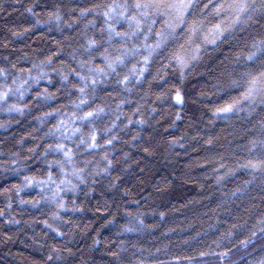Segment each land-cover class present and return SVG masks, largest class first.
Instances as JSON below:
<instances>
[{
	"label": "clouds",
	"instance_id": "clouds-1",
	"mask_svg": "<svg viewBox=\"0 0 264 264\" xmlns=\"http://www.w3.org/2000/svg\"><path fill=\"white\" fill-rule=\"evenodd\" d=\"M201 5L0 0V20L22 18L0 23V252L264 264V0ZM209 47L220 62L206 72ZM192 77L207 79L192 91ZM181 180L199 191L169 208Z\"/></svg>",
	"mask_w": 264,
	"mask_h": 264
},
{
	"label": "trees",
	"instance_id": "trees-1",
	"mask_svg": "<svg viewBox=\"0 0 264 264\" xmlns=\"http://www.w3.org/2000/svg\"><path fill=\"white\" fill-rule=\"evenodd\" d=\"M147 2L151 3L152 5L155 6V8L159 9V14L163 15L165 10L170 8V6L174 3V0H147ZM179 2H180V0L177 1V3H179ZM204 5H207V8H205V11H208V9L218 6V0H213V2L211 4H209V0H202L201 6L203 7ZM18 20H22V18L19 16V13L14 11V10H9L6 13L5 17L3 18V20H0V23L5 25L4 30L6 31L7 27L13 26ZM209 21L210 22H207V29H209V30L213 26L219 24V18L210 17ZM0 35H3V32H0ZM201 35H202V37L206 35L208 39L212 38L211 34L208 32L202 33ZM35 46H36V44L34 43V47ZM12 50L13 49H8L7 51L4 52V55H6V56L9 55ZM208 54L210 57H212V51H211L210 47H209ZM219 62H220L219 58L212 57L209 60L207 67L203 68V71H206V72L213 71L215 68V65L218 64ZM22 66L27 67V65H22ZM206 79L207 78H205V80H200L198 77H192L191 80L188 82V88L192 91H196L201 84H204L206 82ZM12 131H13V134H23L26 131V127H25V125L21 124V126L19 128L13 129ZM189 155H190L191 159H196V158H198V156H203L204 153L201 152L194 145L193 149ZM187 163H188V159L181 158L179 160V167L182 169L184 167V165ZM199 167L206 171L205 165L201 164V165H199ZM179 174H180L179 170L170 173L171 176H176ZM192 175L193 176H200V175H203V172H196V170L193 169ZM177 188L179 189V191L176 194V198L171 201V204H169V208H171L173 206H175L177 208H183L187 202L191 201L196 196V192L199 191V189L197 187V183L195 181H191V182H187V183L183 180L178 181L177 182ZM97 215H103V212L98 210ZM181 218H182V216L174 217V219H181ZM97 227H99V225H97ZM2 230L5 234H9L10 232L15 231L14 228L11 230L8 228H4ZM21 239H23V237ZM9 248L11 249V251L14 254H18L19 256H23V257H28L30 259L31 264H38V262L40 261L39 254L34 255L30 248H25L23 243L17 241V243H15L11 246L6 245L3 247L2 252H0V256H3L5 258L0 259V264H20L19 259L14 262L11 259V257H8L7 254L9 252ZM100 255H101V253L97 254V261H98V264H103V262H101L99 260ZM102 255L108 256V255H110V253L103 252Z\"/></svg>",
	"mask_w": 264,
	"mask_h": 264
},
{
	"label": "rangeland",
	"instance_id": "rangeland-1",
	"mask_svg": "<svg viewBox=\"0 0 264 264\" xmlns=\"http://www.w3.org/2000/svg\"><path fill=\"white\" fill-rule=\"evenodd\" d=\"M178 0H174V3H177Z\"/></svg>",
	"mask_w": 264,
	"mask_h": 264
}]
</instances>
